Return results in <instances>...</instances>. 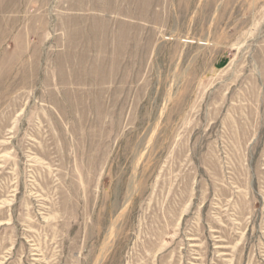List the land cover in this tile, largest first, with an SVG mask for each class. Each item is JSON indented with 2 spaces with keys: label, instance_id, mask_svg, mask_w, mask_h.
Returning a JSON list of instances; mask_svg holds the SVG:
<instances>
[{
  "label": "rangeland",
  "instance_id": "1",
  "mask_svg": "<svg viewBox=\"0 0 264 264\" xmlns=\"http://www.w3.org/2000/svg\"><path fill=\"white\" fill-rule=\"evenodd\" d=\"M0 264H264V0H0Z\"/></svg>",
  "mask_w": 264,
  "mask_h": 264
}]
</instances>
